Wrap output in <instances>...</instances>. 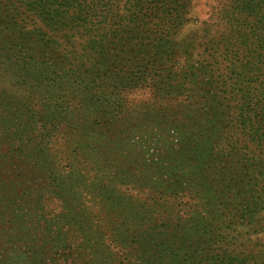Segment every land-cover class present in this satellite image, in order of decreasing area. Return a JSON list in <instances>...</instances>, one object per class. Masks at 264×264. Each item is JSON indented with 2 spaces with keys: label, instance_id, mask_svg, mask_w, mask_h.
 Returning <instances> with one entry per match:
<instances>
[{
  "label": "trees",
  "instance_id": "obj_1",
  "mask_svg": "<svg viewBox=\"0 0 264 264\" xmlns=\"http://www.w3.org/2000/svg\"><path fill=\"white\" fill-rule=\"evenodd\" d=\"M9 1L14 8H6ZM116 3L117 0H0V54L15 53L12 63L22 71L16 78L21 79V84L26 79L33 81L28 94L15 91V106L7 103V94L0 93V135L15 142L13 151L0 155V264H6V254L14 248L26 264H123L133 254L137 264H186L195 259L181 251L191 241L188 224L192 214L198 215L201 210L211 220L219 218L220 212L214 208L216 192L223 194L224 208L230 200L234 203L232 223L250 215L262 200L255 195L249 198L240 190L229 196L225 187L220 188L228 177L226 167L234 153L230 141L233 136L225 140L217 122L224 118L221 107L226 98L235 100L238 119H247L242 123L243 131L251 141L264 146V0H218L217 22L211 29L205 25L201 30L202 48L183 54L176 36L190 20V0H125L121 18L117 13L112 15ZM20 10L32 18L33 27L20 19ZM113 16L117 23L112 28L108 22ZM76 36L83 38L80 52ZM48 73L61 76L51 80ZM48 82L57 87L51 95ZM76 82L81 83L82 97L90 99L118 102L144 90L164 103L176 101L183 94L200 97L199 119L210 121L194 123L195 129L213 130L207 141L209 155H203L197 168L200 172L192 171L190 177L189 168L181 165L184 154L179 149L170 157L169 166L164 167L168 169V179H163L157 168L154 172L159 176L153 179L150 172L142 173V180L152 186L147 199L139 203L128 201L133 182L126 177L125 188L113 198L107 184L100 185L98 181L96 187L90 179L83 185L82 175L78 177L79 172L70 170L76 154L74 146L80 149L99 140L100 146L106 148L109 138L101 131L95 132L99 124L90 119L71 121L70 131L76 136L65 138V120L58 119L61 104L48 103L57 100L64 87L74 88L70 83ZM161 110L169 107L162 106ZM183 113L167 115L182 117ZM120 127V133H112L114 140L120 141L129 133L124 124ZM186 137L187 134L183 141ZM216 161L221 166L213 169ZM13 176L15 190L11 185L5 189L2 178L9 182ZM228 179L238 180L233 175ZM241 182L249 185L245 179ZM103 192L105 196L93 197ZM183 195L188 198L182 207L177 205L175 212L169 201ZM198 197H207L204 201L206 205L210 202L208 209L193 202ZM52 201L64 204L65 218L55 220L52 214L41 212L39 207L47 203L50 207ZM86 202L90 209L83 217L80 211L87 208ZM125 205L132 208L131 212ZM21 207L35 214L23 219ZM134 208L150 211L147 226L135 218ZM237 211L244 215L236 216ZM183 213L190 214L189 218ZM68 216L74 220L71 224ZM49 226L54 229L49 231Z\"/></svg>",
  "mask_w": 264,
  "mask_h": 264
},
{
  "label": "rangeland",
  "instance_id": "obj_2",
  "mask_svg": "<svg viewBox=\"0 0 264 264\" xmlns=\"http://www.w3.org/2000/svg\"><path fill=\"white\" fill-rule=\"evenodd\" d=\"M190 1L191 9L188 14L190 20L183 25L176 36L181 54L200 51L204 43L201 37L202 28L206 25V27L211 29V26L217 22L218 0ZM124 2L125 0H117V3L113 6L112 15L117 13L119 18L124 16ZM6 6V8L11 9L15 7V4L9 1V5ZM20 12L23 13L21 10ZM20 19L26 21L28 27H33L32 18L27 13H23ZM115 23L117 21H115L113 16L109 19L108 26L113 28L115 27ZM82 42L83 38L76 36L75 43L78 52H80V43ZM14 60L15 53H9L8 55L0 54V93L7 94L9 101L7 103H10L11 106H15V91L22 90L23 93L28 94L29 91H32L33 84V81L30 80V82L28 79L25 80V84H21V79L16 78V75L22 71L18 69L19 66H15L12 63ZM181 62L183 63V61ZM48 74L51 80H55L61 76ZM62 79L68 80V77H63ZM48 84L51 95L53 89L57 87L53 86L52 82H48ZM70 84L74 88L68 89L64 87L58 92L57 100L51 99V101H48L50 104H61L62 109L59 110L60 115H58V119L65 120L64 125L66 127L63 130L67 135L64 134V137L73 138L76 136L71 132L73 130L70 126L71 121L76 120L79 123L90 119V121H93V124H99V126H96L95 132L99 133L101 131L103 135L109 138L107 140L109 144H106V148L100 146L99 140L89 145L85 144L80 149L74 146V153L76 154L70 170L79 172L78 177L82 175L84 179L83 185L90 179L95 181L92 183L95 186L98 181L100 185L107 184L106 187H109V193L113 198V194L116 196L118 192H121L122 188H125L124 177H126L133 182L132 185L130 184V190L128 191L129 195H131L128 201L139 203V201L147 199L152 186V183L142 180L145 176L142 173L145 171L150 172V176L153 179L154 176H159L154 172L155 168H157V170H161L162 178L168 179V169L166 170L164 167L169 166L170 157L172 155L175 156V153L179 149L183 150L181 155L184 154L181 165L184 168H189L191 172L190 177L193 175L192 171L193 173L200 172L197 168L200 167L203 155H209L207 141L211 133H213V130L210 128L205 132L195 129L194 123H201L202 120L210 121V119H199L200 110L198 108L201 104L200 97L183 94L177 96L179 98L176 101L172 100L164 103L163 101L160 102L159 98L155 95H151L150 92L144 90L132 95L129 94V100L116 102L108 98H83L80 91V89H83L81 83ZM34 86L38 85L34 83ZM226 99L227 101H224L221 107L224 118L218 119L219 122L217 124H220L222 127L219 131H224L223 137H225V140L233 136L230 140L234 149H232L234 153L233 159L231 160V164H227L226 168L228 177L233 175L238 180L231 181L227 177L222 180L220 188L225 187V191L229 196H232L234 191L237 193L240 190L243 195H247L248 197L250 195L259 196L262 200L250 215L240 214L238 211L235 212L236 216L244 215L246 218H242L243 220L239 222L237 219H234L235 222L232 223L230 220H232L231 214L234 203L230 200L227 207L224 208L221 204L223 194L216 192V200L218 201L214 208L220 212L219 218L211 220V217H208L201 210H199L200 213L198 215L192 214L193 219L190 221V225L188 224V227L191 229L190 233H188V238L191 241L188 243L189 247H183L181 251L184 252L183 255L187 253L195 259L186 264H219L221 261L226 264H264V146L250 140L249 136L243 131L242 125L247 119H238L237 102L231 100L229 97ZM162 106L169 107V110H161ZM181 111H184L182 117L179 114L176 117H168L169 115H167ZM187 115H191L190 119L186 117ZM121 124H124L129 129V133L123 135L120 141H118L119 139L114 140L112 133H120L122 129L120 127ZM102 125L103 129H101ZM204 133L208 135H204ZM185 134L188 137L184 138L183 141ZM14 149L15 142L12 143L11 140H6L5 136L0 135V155L9 154ZM219 157L225 160L229 159L225 155L221 157V154H219ZM2 159L6 163H9L6 157ZM212 166L213 169H216L221 164H218L216 161ZM120 174L123 175V178H118ZM5 179V177L2 178L1 185L5 189H7L8 185H11V188L15 190V176L11 177L9 182L5 181ZM140 179L141 181H139ZM242 179L247 180L249 185L241 182ZM213 192L215 193V190H212ZM104 194L105 192L98 193L97 195H93V197L97 196L98 198ZM224 197H226L225 192ZM85 198H87L86 194L84 195ZM186 198L188 197H185V195L183 197L180 196V198H173L169 201L171 209H174L176 212L175 208L177 205L182 207L183 201H186ZM205 199L207 197L204 199L198 197L193 202H196L202 209H208L206 207L210 205V202L206 205ZM92 200L95 201L94 199ZM209 200H211V196ZM117 202L118 206H123L120 204V198H118ZM95 203L97 204L96 201ZM49 204L50 207L48 203L46 206L43 204L39 207L42 213L52 214L55 220H58L60 217H66L65 214H62L65 212L63 203L52 201ZM85 204L87 208L85 210L82 208L80 211L83 217L86 216L90 209L89 203L86 202ZM13 207L12 214L15 217V203H13ZM130 207H132L131 203ZM125 209L131 212L132 208L125 205ZM143 209L138 210L134 208V212L137 213L135 218L139 219L140 224L147 226V219L151 217L148 215L152 214L150 211L148 213L143 211ZM21 210L23 216H20L23 219L26 217L32 218L35 214V212L31 213L28 207H21ZM121 210L123 211V207ZM181 215L183 217L187 215L186 217L189 218L190 214L185 215L183 213ZM69 220V224L74 221L71 217H69ZM82 228L84 226H81ZM48 229L51 231L54 227L49 226ZM69 229L72 231V227L69 226ZM77 243L74 240V244L76 245ZM184 257L182 256V258ZM136 259L137 256L133 254L123 264H137ZM5 263L26 264L23 255L17 253L15 248L7 252Z\"/></svg>",
  "mask_w": 264,
  "mask_h": 264
}]
</instances>
